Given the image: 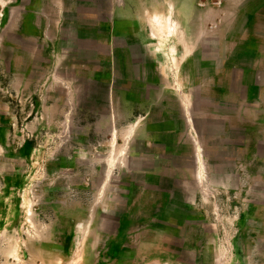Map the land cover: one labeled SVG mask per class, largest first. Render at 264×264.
<instances>
[{
  "label": "rangeland",
  "instance_id": "1",
  "mask_svg": "<svg viewBox=\"0 0 264 264\" xmlns=\"http://www.w3.org/2000/svg\"><path fill=\"white\" fill-rule=\"evenodd\" d=\"M169 1L188 57L151 36L148 9L164 15ZM230 1L0 0V264H264V162L245 164L240 184L236 162H214L232 177L212 185L189 176L180 123H152L150 144L129 136L147 108L144 69L168 80L151 119L219 73L220 50L204 48Z\"/></svg>",
  "mask_w": 264,
  "mask_h": 264
},
{
  "label": "crops",
  "instance_id": "2",
  "mask_svg": "<svg viewBox=\"0 0 264 264\" xmlns=\"http://www.w3.org/2000/svg\"><path fill=\"white\" fill-rule=\"evenodd\" d=\"M230 2L235 3L231 15H224L223 10H220L219 38L209 37L204 48L207 52L217 48L220 50L222 68L219 73L214 77H204L198 84H185L183 88H178L175 105L180 112L170 114L167 108L166 113H160L159 119H151L153 108L167 107L164 85L168 80L149 77L148 69L143 67L146 71L139 81L146 83L147 93L139 102L142 107L147 108L137 113L129 125L131 135H135L140 129L141 138L146 140L145 144H150L153 131L159 130L154 129L152 123H180V129L172 134L180 139L186 138L195 156L194 162L197 163L188 169L189 176L199 179L202 171L205 182L209 181L212 185H216L214 180L217 177L221 179L220 183H225L222 179L232 177L229 173H221L222 171L218 174L214 162H236L234 176L239 184L246 177L245 164L264 162V0ZM169 6L168 4L166 14L170 22L177 20L185 29L184 13L177 8L175 1L173 11L169 10ZM151 16L148 15V19ZM175 41L178 43L177 32L175 35L163 32L160 47ZM189 48L190 52L186 57L192 54L195 46L189 45ZM239 67H242L240 77L237 75ZM129 80L131 86L129 90L125 89L126 93L137 90L133 82L138 79L130 77ZM155 83H160L163 88L153 86ZM126 97L130 103L135 100L134 97ZM114 112L116 115L117 112ZM133 114L135 112L130 113ZM142 122L145 124L142 125ZM197 146L201 147L202 169ZM250 172L247 174L250 177L260 176ZM75 222V232L78 234L81 224L78 220ZM75 243L77 252L80 247L78 238Z\"/></svg>",
  "mask_w": 264,
  "mask_h": 264
},
{
  "label": "bare ground",
  "instance_id": "3",
  "mask_svg": "<svg viewBox=\"0 0 264 264\" xmlns=\"http://www.w3.org/2000/svg\"><path fill=\"white\" fill-rule=\"evenodd\" d=\"M169 5H170L169 10L173 11L174 1H171ZM148 12L150 13V15H152L151 17H149V23L151 25V35L162 43L163 32L164 33L166 32V34H171V35L172 34L175 35L177 32L178 33V43L177 41L172 43L171 52L172 53L174 52L175 47L178 44H182L184 46V57H186L188 55V52H190L189 45H193V44H191L188 41L185 29H183V27L178 24L177 20L176 21L172 20L173 22H170V19L166 13H164L163 15L161 11H158L155 13L154 12L152 13L150 11ZM131 133H132V130L130 131L129 136L131 135Z\"/></svg>",
  "mask_w": 264,
  "mask_h": 264
}]
</instances>
